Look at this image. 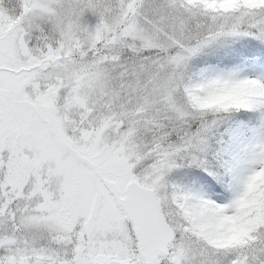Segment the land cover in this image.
Here are the masks:
<instances>
[{"label":"rangeland","instance_id":"1","mask_svg":"<svg viewBox=\"0 0 264 264\" xmlns=\"http://www.w3.org/2000/svg\"><path fill=\"white\" fill-rule=\"evenodd\" d=\"M263 6L0 0V264H264V243L260 259L238 245L212 250L213 241L239 237L264 187V119L223 131L222 190L177 176L202 155L213 122L166 141L208 100L264 99L262 57L188 71L208 41L263 20ZM171 179L186 187L181 204ZM131 181L157 193L174 234L156 261L139 252L123 204Z\"/></svg>","mask_w":264,"mask_h":264},{"label":"trees","instance_id":"2","mask_svg":"<svg viewBox=\"0 0 264 264\" xmlns=\"http://www.w3.org/2000/svg\"><path fill=\"white\" fill-rule=\"evenodd\" d=\"M91 0H84L90 3ZM264 16V8L258 12V17ZM257 17V18H258ZM257 23L256 20L242 21L238 23L241 28H246L243 35L234 37L229 34L223 40L211 41L206 47L192 57L188 71H194L198 67L209 63L219 62L221 64L229 65L239 62L249 55L264 56V19ZM223 27H218L219 32L225 31ZM214 34V29L204 36L201 35L193 40H203L211 37ZM157 51H159L157 49ZM264 118V104L261 99H247V100H208V103L202 107L199 114H191L183 120L182 125L176 131L175 136H170L166 141H174L177 137L184 136L199 126L201 121H211L214 127L210 132L208 143L202 155L199 158H194L193 163L187 166L182 173L177 174L178 177L184 176L186 180H193L198 178L213 185V187L225 188L224 173L226 167L224 166L225 157L221 154L220 137L225 136L222 133L226 127L237 124L240 121L245 125L258 124ZM172 124H180V121L174 120ZM181 128V129H180ZM186 133V134H185ZM154 148H150V151ZM200 153L199 149L195 151L188 149V154ZM205 152L206 155H203ZM192 160V159H190ZM190 160L188 162H190ZM171 191L173 200L181 204L186 194L185 185L178 183L171 179ZM185 229H188L193 234L199 232L194 229L193 224L184 223ZM212 241L215 239H211ZM237 242L239 246L246 247L249 251L247 254L251 259L262 258L260 247L264 243V188L258 194V203L254 212L248 217L244 230L240 233L238 238L230 239L229 241H213L212 250L226 249L231 247L233 243Z\"/></svg>","mask_w":264,"mask_h":264},{"label":"water","instance_id":"3","mask_svg":"<svg viewBox=\"0 0 264 264\" xmlns=\"http://www.w3.org/2000/svg\"><path fill=\"white\" fill-rule=\"evenodd\" d=\"M106 182L113 190H118L114 182ZM128 192L129 195L124 202L129 210L136 216V231L140 235L141 251L146 254L150 247L155 251L162 250L165 242L169 238V228L166 221L161 216L162 206L159 199L153 191L143 189L136 182L129 184ZM136 199H138V202ZM139 201H144V203Z\"/></svg>","mask_w":264,"mask_h":264}]
</instances>
